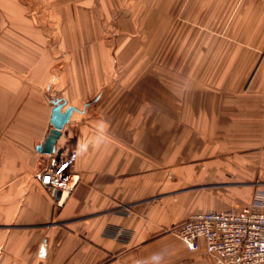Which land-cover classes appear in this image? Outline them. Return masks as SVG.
<instances>
[{"label": "crops", "instance_id": "1", "mask_svg": "<svg viewBox=\"0 0 264 264\" xmlns=\"http://www.w3.org/2000/svg\"><path fill=\"white\" fill-rule=\"evenodd\" d=\"M54 100L77 109L61 203L38 180ZM256 186L264 0H0V264H215L165 229Z\"/></svg>", "mask_w": 264, "mask_h": 264}, {"label": "built area", "instance_id": "2", "mask_svg": "<svg viewBox=\"0 0 264 264\" xmlns=\"http://www.w3.org/2000/svg\"><path fill=\"white\" fill-rule=\"evenodd\" d=\"M45 156L39 183L55 203H61L78 179L64 170L65 156L54 152ZM165 232L180 238L190 251L198 250L202 243L215 264H264V188L256 186L248 205L194 212Z\"/></svg>", "mask_w": 264, "mask_h": 264}, {"label": "water", "instance_id": "3", "mask_svg": "<svg viewBox=\"0 0 264 264\" xmlns=\"http://www.w3.org/2000/svg\"><path fill=\"white\" fill-rule=\"evenodd\" d=\"M65 101L60 102L59 100H54L52 102L51 113L49 118L50 129L44 138L42 144H39L36 149L42 154H50L55 151V143L59 135L61 134L62 128L65 123L68 122L71 113L77 110L73 105L66 106L63 110ZM58 193L56 197H58Z\"/></svg>", "mask_w": 264, "mask_h": 264}, {"label": "rangeland", "instance_id": "4", "mask_svg": "<svg viewBox=\"0 0 264 264\" xmlns=\"http://www.w3.org/2000/svg\"><path fill=\"white\" fill-rule=\"evenodd\" d=\"M150 49H151V50H154V43L151 44V48H150ZM167 61L169 62V59H168ZM163 75L169 77L170 75H171V76H174L175 74H170L169 72H167V73H165V74H163ZM64 170L66 171V169H64Z\"/></svg>", "mask_w": 264, "mask_h": 264}]
</instances>
